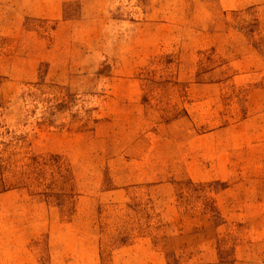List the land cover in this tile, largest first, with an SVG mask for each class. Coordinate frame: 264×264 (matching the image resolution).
<instances>
[{"label":"rangeland","instance_id":"374dc122","mask_svg":"<svg viewBox=\"0 0 264 264\" xmlns=\"http://www.w3.org/2000/svg\"><path fill=\"white\" fill-rule=\"evenodd\" d=\"M0 264H264V0H0Z\"/></svg>","mask_w":264,"mask_h":264}]
</instances>
